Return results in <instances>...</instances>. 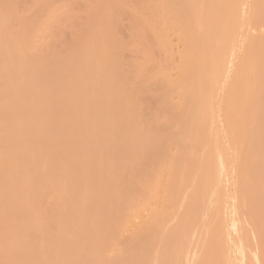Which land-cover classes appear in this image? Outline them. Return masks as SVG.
Instances as JSON below:
<instances>
[{"label": "bare ground", "instance_id": "obj_1", "mask_svg": "<svg viewBox=\"0 0 264 264\" xmlns=\"http://www.w3.org/2000/svg\"><path fill=\"white\" fill-rule=\"evenodd\" d=\"M51 2L0 0V264H264V0H95L69 36Z\"/></svg>", "mask_w": 264, "mask_h": 264}, {"label": "rangeland", "instance_id": "obj_2", "mask_svg": "<svg viewBox=\"0 0 264 264\" xmlns=\"http://www.w3.org/2000/svg\"><path fill=\"white\" fill-rule=\"evenodd\" d=\"M95 0H52V4L54 6L53 11H55L56 15H59V17H62L63 13L64 16L62 18L61 22V33H63L65 36H69L73 30L69 27L70 23L72 22L73 19L77 17H82V11L85 7H88L91 5ZM19 15L24 16V17H31L35 15L36 13V8H34L30 2L21 4L19 9H18ZM40 15V14H39ZM18 30L17 27L13 26V31L16 32ZM48 32H42L39 33V36H36L33 39V42L31 44L32 48L30 50V53L34 56H38L41 54L43 51V47L45 44H47L50 40L51 37H49ZM252 35L254 37L258 36H264V28H258L256 31L252 32ZM170 40H171V46L173 50V56L176 58L180 52L181 45L179 41V34L177 32H171L170 35ZM151 54L152 57L155 59L158 58L155 50ZM127 61L128 63H140L141 60L140 58H136L135 54H130L127 53ZM172 63V62H171ZM178 67V62L174 61L171 67V75H174L176 73V69ZM176 101V100H174ZM257 211H260V208L257 209ZM139 220L136 219L135 223H138ZM112 255V254H111Z\"/></svg>", "mask_w": 264, "mask_h": 264}]
</instances>
